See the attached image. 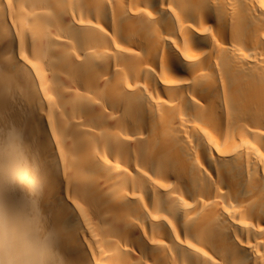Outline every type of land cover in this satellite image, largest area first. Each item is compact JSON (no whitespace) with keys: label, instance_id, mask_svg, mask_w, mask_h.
<instances>
[{"label":"bare ground","instance_id":"1","mask_svg":"<svg viewBox=\"0 0 264 264\" xmlns=\"http://www.w3.org/2000/svg\"><path fill=\"white\" fill-rule=\"evenodd\" d=\"M33 217L64 264H264V0H0V264Z\"/></svg>","mask_w":264,"mask_h":264},{"label":"clouds","instance_id":"2","mask_svg":"<svg viewBox=\"0 0 264 264\" xmlns=\"http://www.w3.org/2000/svg\"><path fill=\"white\" fill-rule=\"evenodd\" d=\"M33 188L38 187L34 179L22 177ZM25 215L31 216V209H24ZM59 234L56 230L45 231L34 217L29 229L15 239V264H64L59 248Z\"/></svg>","mask_w":264,"mask_h":264}]
</instances>
